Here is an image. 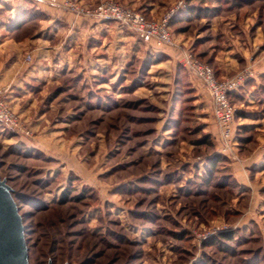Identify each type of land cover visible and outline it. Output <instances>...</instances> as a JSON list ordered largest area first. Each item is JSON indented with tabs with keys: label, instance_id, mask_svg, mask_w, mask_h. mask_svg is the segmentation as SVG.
<instances>
[{
	"label": "rangeland",
	"instance_id": "rangeland-1",
	"mask_svg": "<svg viewBox=\"0 0 264 264\" xmlns=\"http://www.w3.org/2000/svg\"><path fill=\"white\" fill-rule=\"evenodd\" d=\"M116 1L146 15L154 8L153 18L174 8L171 54L113 20H73L67 32L63 18L44 17L42 8L29 19L31 0H0V40H21V61H43L49 71L47 85L30 87L34 111L11 107L31 134L0 123V177L12 189L29 264H264V0ZM190 5L201 14L182 11L170 23ZM19 17L27 19L16 32L9 25ZM35 31L58 33L49 42L58 46L33 50L45 43L29 39ZM98 31L104 35L94 38ZM185 54L219 78L251 72L232 94L234 125L244 130L231 150L221 152L214 136L195 144L205 132V96ZM40 112L45 147L34 139ZM214 152L224 158L214 176L223 188L200 184ZM256 153L263 158L251 164ZM228 230L235 240L222 250L204 246Z\"/></svg>",
	"mask_w": 264,
	"mask_h": 264
},
{
	"label": "built area",
	"instance_id": "built-area-1",
	"mask_svg": "<svg viewBox=\"0 0 264 264\" xmlns=\"http://www.w3.org/2000/svg\"><path fill=\"white\" fill-rule=\"evenodd\" d=\"M182 1H178V7ZM63 5L74 15L87 18L113 20L132 31L145 44L157 47L172 46L173 38L169 30V18L174 8L159 18H147L139 10L122 5L116 0H100L94 5H82L76 0H63ZM30 55H26V60ZM184 65L206 89L213 117L217 127L221 152L231 150L234 145L235 107L229 100L230 93L236 91L244 80L251 75L248 70L236 73L231 77L218 78L212 67L185 54ZM8 87L0 86V123L16 133L30 135V129L24 125L18 114L11 108L7 98ZM264 150V144L262 145Z\"/></svg>",
	"mask_w": 264,
	"mask_h": 264
},
{
	"label": "crops",
	"instance_id": "crops-1",
	"mask_svg": "<svg viewBox=\"0 0 264 264\" xmlns=\"http://www.w3.org/2000/svg\"><path fill=\"white\" fill-rule=\"evenodd\" d=\"M33 1L36 2V7L38 9L42 8L47 12L48 18H51L56 21H61L64 19V21L68 25L66 28L67 32L73 28L71 23L73 20L77 21L80 19L81 20L92 19L80 15L78 16L74 15L62 4L63 0H58L55 4H53L49 0H33ZM81 2L82 0H79V3ZM59 4L63 7V9L59 7ZM154 11H155L154 8H150L149 12L151 15H147L150 16L148 18H153L154 15H156V13H153ZM13 34L14 33H12V36ZM57 35L58 33H45V34L42 33L40 35V33L38 34V32L35 31L33 34L30 35L29 39L32 40V42L34 43L37 39L39 40L43 39L42 41L45 43H36L34 45L33 50L37 49L39 51L48 52L50 49L54 48V46L55 47L58 46L55 44L49 45L50 41H52L53 43H56L58 41V38L56 37ZM100 35L102 36L104 35L103 31H98L97 33H94L93 36H95L94 38L97 37L99 38ZM38 36L42 38H39ZM1 41L2 40H0V47L3 46V49L0 48V86L8 87L7 98L10 102L11 107L15 111L18 110L22 114H27L30 111H34L33 107L35 106V100H34L35 97L32 95L30 87L35 85L37 86L41 82H43L44 85H47L49 82L47 75L49 71H47L46 66L43 65L44 64L43 61L39 60V61H35L34 63L21 61L20 50H19L21 49L19 48V46L21 45L20 44L21 40L17 41L15 38L14 39L7 38V40L6 39L4 40L5 42L3 41L1 42ZM140 42L147 48H149L150 45H152V44H145L141 40ZM151 47H154L156 49H161L165 52V54H171L172 52L170 46L157 47L152 45ZM217 58L218 60H220L221 57H217ZM230 60H233V58H231ZM104 62L109 63L108 67L110 66V60H106ZM223 62L227 66L226 61ZM228 64H232V63H228ZM192 77L195 80V86L198 92L205 96L204 99L205 101L199 103L201 105L200 108L202 112L204 111V114L202 113V116L200 117L202 129L205 132L210 133L211 137L213 138L214 136L216 138V141H218L217 127L213 117L210 97L206 89L202 85V83L198 79H196L193 75ZM198 100H201V97H199ZM37 117L38 118H36V121H34L37 132V134L34 135V139L37 140V145H39L40 147H45L46 145L49 144L48 141H45V139L47 138L46 137L47 134H39L42 131V128H44L45 126V124L43 123L45 121L44 115L40 112L38 113ZM261 158H263V156L260 155L259 153L258 154L256 153L252 155L249 159L251 161V164H255L259 162ZM234 164L243 168V165L239 164L238 162Z\"/></svg>",
	"mask_w": 264,
	"mask_h": 264
},
{
	"label": "trees",
	"instance_id": "trees-1",
	"mask_svg": "<svg viewBox=\"0 0 264 264\" xmlns=\"http://www.w3.org/2000/svg\"><path fill=\"white\" fill-rule=\"evenodd\" d=\"M188 1H193V0H188ZM200 5L202 4H205V2L207 1H211V0H196ZM31 4L32 6H34V10L35 12H31L29 15L32 16V17H29V19H36L34 17L38 16L39 14L37 13V7H36V2L32 1L31 0ZM39 10V9H38ZM193 10L197 11V9H194V7L192 5L190 6H186L185 9L183 10H180V11H177L174 16L170 19V23L173 22V19L176 18V16L178 15H181L182 11H185L186 14L189 15V17H192V16H199L201 13L197 14L196 12H193ZM204 14H213L212 12L214 11H207V10H204ZM142 14H144V16H146L148 18V16L144 13V12H141ZM203 14V13H202ZM44 17H48V14L46 12L43 13ZM27 19V18H26ZM22 20V18H16V19H13L11 22L12 24L9 25V28H11V30L13 31H19L20 27L22 26V24H24L25 20ZM14 22V23H13ZM17 33H14L13 36L14 37H17L16 36ZM216 76L218 77L217 75V72L214 71ZM219 78V77H218ZM234 92L230 93L229 95V100L230 102L232 103V94ZM233 104V103H232ZM234 119H235V116H234ZM234 128H235V131L234 133H236V138L238 141H241L243 142V138L240 136V133L241 131H243V127H240V126H237L235 127L234 125ZM210 143L212 144V137H211V134L210 133H207V132H204L201 137H199V139H196L195 140V144H198V145H204V146H208L210 145ZM207 157L204 158V161L202 162V171H203V176H202V179L200 181V184H203L204 186H207V187H216V188H223V186H228L227 183H222V182H218L215 183V174H216V170L218 168V163L223 160L224 158L221 157L218 153H211L209 155H206ZM229 178V177H227ZM232 178V177H231ZM217 184V185H216ZM198 190L195 192V195L197 194ZM11 194H12V189H11ZM212 198H214V195L211 196ZM75 198H78V197H75ZM60 202H64L63 200H61ZM225 213H227V211H225ZM168 219V218H167ZM174 237L178 238V239H184L185 234H173ZM234 231L233 230H228V231H221L219 233H217L216 235L212 236L206 243H205V247H211V246H214L215 248H217L219 251L222 250L225 246H227L228 242H231V241H234L235 240V237H234ZM26 241V240H25ZM28 250V248H27ZM214 264L215 262L213 260H207V259H203L202 258V264ZM215 264H218V263H215Z\"/></svg>",
	"mask_w": 264,
	"mask_h": 264
},
{
	"label": "water",
	"instance_id": "water-1",
	"mask_svg": "<svg viewBox=\"0 0 264 264\" xmlns=\"http://www.w3.org/2000/svg\"><path fill=\"white\" fill-rule=\"evenodd\" d=\"M0 264H29L22 219L11 188L0 177Z\"/></svg>",
	"mask_w": 264,
	"mask_h": 264
}]
</instances>
